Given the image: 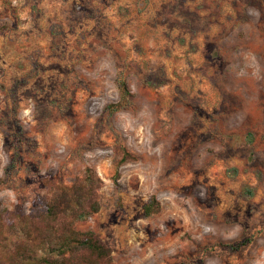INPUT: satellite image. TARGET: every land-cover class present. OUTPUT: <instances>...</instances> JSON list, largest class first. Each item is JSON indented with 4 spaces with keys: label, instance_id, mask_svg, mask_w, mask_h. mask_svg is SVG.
<instances>
[{
    "label": "rangeland",
    "instance_id": "374dc122",
    "mask_svg": "<svg viewBox=\"0 0 264 264\" xmlns=\"http://www.w3.org/2000/svg\"><path fill=\"white\" fill-rule=\"evenodd\" d=\"M88 167L111 264H264V0H0V238Z\"/></svg>",
    "mask_w": 264,
    "mask_h": 264
},
{
    "label": "trees",
    "instance_id": "16d2710c",
    "mask_svg": "<svg viewBox=\"0 0 264 264\" xmlns=\"http://www.w3.org/2000/svg\"><path fill=\"white\" fill-rule=\"evenodd\" d=\"M118 85L121 99L127 101L130 93L126 82L119 80ZM121 106V102L112 103L109 109L115 112ZM118 177L117 168L115 184ZM100 185V178L88 167L71 185L51 188L47 198L41 199L28 213L5 212L1 217L7 222L8 233L0 238V264H111L107 244L94 231L80 230L75 225L98 211ZM143 210L145 215L159 211L154 195Z\"/></svg>",
    "mask_w": 264,
    "mask_h": 264
}]
</instances>
